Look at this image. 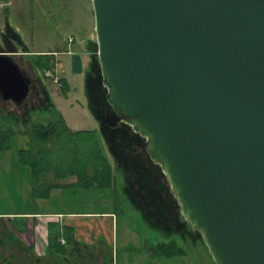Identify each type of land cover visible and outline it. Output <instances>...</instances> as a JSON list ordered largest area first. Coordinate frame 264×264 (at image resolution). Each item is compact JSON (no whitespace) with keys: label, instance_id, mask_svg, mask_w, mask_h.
I'll return each mask as SVG.
<instances>
[{"label":"water","instance_id":"95a60500","mask_svg":"<svg viewBox=\"0 0 264 264\" xmlns=\"http://www.w3.org/2000/svg\"><path fill=\"white\" fill-rule=\"evenodd\" d=\"M106 121L146 138L215 264H264V0H93ZM31 78L0 53V90Z\"/></svg>","mask_w":264,"mask_h":264},{"label":"rangeland","instance_id":"374dc122","mask_svg":"<svg viewBox=\"0 0 264 264\" xmlns=\"http://www.w3.org/2000/svg\"><path fill=\"white\" fill-rule=\"evenodd\" d=\"M9 25L15 33L22 35L27 47L33 53L65 49L69 45L71 37L76 41L75 46L71 47L72 51H76L79 44H85L90 39H94L96 42L93 0H0V38L1 32L5 31ZM91 45V48L98 51V45ZM97 51H95L96 54ZM40 54L31 55L29 59L33 58L35 64L46 61L47 57L40 56ZM77 56L83 64L80 63L81 67L79 66V70H75L76 73L69 67L68 76L70 78L66 82L65 89L59 86V82L54 81L56 75L54 77L44 76L41 71V78L46 79V87L51 93V108H40V102H42L40 101L38 109H29L24 112L23 108H19L12 102L0 101V129L26 130L27 128L31 129L33 125L63 117L69 130L74 134L73 136L75 134L80 136L79 132L94 131L104 141L99 118H103L104 126L102 124V127L105 132L110 134V130L106 127V125L110 126L106 121L107 88L103 84L106 88L105 96H103L100 95L99 86L91 87L90 95L93 99L88 96L87 76L91 69L92 54L90 57ZM96 58L99 61L98 54ZM50 72L54 74L53 70ZM47 73L45 75H48ZM41 88L42 86L40 94H42ZM123 123V126H128L126 132H122L123 128L118 127L122 137L115 136L116 138H113L111 134L109 143L105 141L106 144H104L115 175L112 186L88 188L80 183H74L76 177L71 176L62 179L61 182L65 184L73 182L74 184L54 188L48 196L44 197L33 194L32 169L22 160L21 150L28 148L31 135L20 131L11 134L4 150H0V236L8 233L5 227L6 225L9 227L10 222L16 221L15 218L26 216L27 214L24 213H40L37 219L32 220L31 218L30 223H34L32 224L34 225L33 229L27 235L23 234L22 237L35 240L38 247L42 248L45 242L39 240L37 235L42 231L45 233L46 224L51 219L73 224L76 230V223L84 217H93V220L100 221L101 215L114 213V245L112 247L114 249V264H151L153 262L214 264L201 234L192 229L197 236L184 238L177 233L162 231L161 224H173L174 216L172 213H168V216L161 213L157 217V213L152 208L149 210V214L152 213L156 218L155 224L160 225L156 226L158 228L153 227L143 217V211L137 208V206L145 208L146 205L137 202L136 199L133 200L134 202L132 201L131 197L136 193L134 191L136 180L130 176L129 164L132 163V157L130 158L128 155H131V151L123 149V146H126L127 142H131L133 146L137 147L140 143L142 145L140 148L145 150L146 138L135 132L129 124ZM119 144L122 146H118ZM126 148L130 147L126 146ZM156 171L161 174L160 169H156ZM166 180L169 185L167 187H170L169 193L174 195L167 176ZM128 188L131 190L129 191ZM169 193L165 190L161 200H166ZM138 194H140L137 196L138 200L145 202L144 199L148 194H145V197L140 192ZM27 217L29 216L27 215ZM155 224L153 225L155 226ZM102 239L106 241L105 236H102ZM172 240L185 248L187 253L172 258H153L147 250L151 244ZM108 242L110 243L109 240ZM9 244L13 243H7V245ZM66 247L71 248V245L67 244ZM10 253L8 251L7 255Z\"/></svg>","mask_w":264,"mask_h":264},{"label":"trees","instance_id":"16d2710c","mask_svg":"<svg viewBox=\"0 0 264 264\" xmlns=\"http://www.w3.org/2000/svg\"><path fill=\"white\" fill-rule=\"evenodd\" d=\"M9 37L5 36V40L11 45L26 47L22 36L19 33H15L12 28H8ZM91 44L96 45L94 40H91ZM92 48V64L97 65L99 70L100 82L98 88L106 90L103 86V77L101 72L100 63L98 61L97 49ZM40 56L47 57L44 62L37 63V66L45 73L47 71L54 70L56 62L52 54H44ZM101 72V73H100ZM91 74L87 76V90L89 96L92 98L90 88H95L92 84ZM62 83V80H61ZM94 85V87H93ZM63 89L65 85L62 83ZM106 92V91H105ZM100 124L103 133V139L101 140L99 135L95 134L94 131H85L74 134L69 130L68 126L63 117L51 120L45 123L33 125L31 129L26 130H1L0 129V150H4L7 141L11 134L21 133L30 134L31 140L27 149H22V160L27 163L32 169V188L33 194L36 196H48L49 192L58 187H65L74 183H80L85 187H109L112 186L115 181V175L111 162L109 161L108 153L104 147L105 141L109 143V136L112 134L113 138H121L119 128H123L122 132L127 131L128 125H122L123 122H119L115 126H107L109 133L105 132L102 127L103 118L100 119ZM104 126V124H103ZM119 127V128H118ZM119 131V133H118ZM71 132V133H70ZM83 133V135H81ZM116 136V137H115ZM125 136V134H124ZM118 146H122L119 144ZM126 146L130 148H126ZM123 149L128 152L131 151L130 156L132 163L129 164L131 170L130 176L136 181L135 194L131 197L132 201L135 199L141 204H145L146 207L137 208L143 211V217L147 219L151 226H160L155 224V219L149 210L153 208L154 212L157 213V217L164 213L168 216V213H172L174 216L173 224H161V230L166 233H177L184 238L187 236L196 237L197 235L192 230L191 225L186 221L184 216L179 210V205L176 197L169 193L170 187L166 188V192L169 196L166 200H161V174L149 163L145 157V151L140 147V143L136 147L131 142H127ZM75 176L76 181L73 183H62V179ZM129 186L130 183L128 182ZM169 186V185H168ZM129 191L131 190L128 188ZM148 194L145 197V202L138 200V193ZM133 201V202H134ZM141 207V205H140ZM179 210V211H178ZM35 214V213H33ZM155 216V215H154ZM16 221L10 222V226L6 225L8 231L4 236H0V246L6 243H14V241L20 242L16 231L26 232L28 229V217L21 216L15 218ZM151 220V221H150ZM176 220V222H175ZM167 221V220H165ZM154 222V223H153ZM155 224V226L153 225ZM158 228V227H156ZM191 229V230H189ZM200 234L199 232H197ZM76 242L74 227L68 224H63L61 221H49L48 222V254L49 255H66L68 249L67 244L71 245L70 254L74 253L73 248ZM204 242V241H203ZM205 243V242H204ZM32 247H29L30 250ZM149 252L152 256L158 257H176L183 256L187 253L186 249L179 246L174 240L169 242H158L151 244ZM11 264V263H10Z\"/></svg>","mask_w":264,"mask_h":264},{"label":"crops","instance_id":"0c3cea01","mask_svg":"<svg viewBox=\"0 0 264 264\" xmlns=\"http://www.w3.org/2000/svg\"><path fill=\"white\" fill-rule=\"evenodd\" d=\"M3 40H5V38L0 39V53L12 54L14 60L18 64L25 66L26 68L28 67L29 72L32 74L34 79L38 78L37 80V84L39 86L38 95H35V93L31 91V87H30V92L27 98L22 103H16L12 99L5 100L4 94L0 90L1 93L0 101H3L4 103L12 102L15 105H17L19 108L20 107L23 108L24 112L29 111V109L31 110L38 109L40 101H42L40 102V108L47 109V107L49 108L52 107V103H50V101H52V97L49 89H47L46 87L47 86L46 79L41 78L42 75L39 74L41 72L39 71V67L37 66V64H35L33 58L29 59L31 55L32 56L36 55V53L52 54L55 58L56 65L53 70L54 74L52 73L50 77H54L56 75V78H60L62 80V83L66 87V82L70 78L68 76L69 67L71 68V70L74 71V73H76L75 70H79L80 63L83 64L82 60L80 61V58L77 55H85L90 57L92 53L91 52L92 48H89V40L85 44H79V46L76 47L77 49L76 51L71 50V47H74L76 42L75 38H73L72 42L69 40V45L65 49L35 51V53H33L29 48L27 49L25 47H20L15 45L14 47H9V45H11L10 42L8 43L7 40L5 41ZM90 40H94V39H90ZM70 63L71 66H69ZM41 86H42L41 88L42 94H40ZM24 214H27L29 216L28 229L26 230V232H18V231L15 232L18 238L20 239V241L24 243V245H22L18 241L17 242L14 241L12 245L10 244L7 245L6 242L2 244L0 246V264H10V263L11 264H114V260H113L114 249H112L114 245V224H115L114 213H107L106 215H101L100 217L101 219H99L100 221L96 219L93 220L92 219L93 217L90 218L84 217L82 220H78V222L76 223L77 229L76 230L74 229L75 239H76V242L73 245V248H75L74 253L70 254L72 249L69 248L68 253L66 255L48 254V222L49 221L46 224L47 226L45 233L44 231H42L41 234L37 235L39 236L38 237L39 240L45 242L42 248L38 247V244L35 240L33 241V239L30 238L26 239L22 237L23 234L27 235L33 229L34 225L32 224L34 223H30L31 218L32 220H35L40 216V213H35V214L24 213ZM50 221H57V220L51 219ZM62 223L74 227L73 224L64 223V221ZM102 236H105L107 242L102 239ZM108 240L110 241V243L108 242ZM29 247L32 248L28 250ZM147 250L149 251V247ZM8 251L11 253L7 255ZM153 258H160V257L153 256ZM111 260L113 262H109ZM151 264H165V263L153 262Z\"/></svg>","mask_w":264,"mask_h":264},{"label":"flooded vegetation","instance_id":"af4514ba","mask_svg":"<svg viewBox=\"0 0 264 264\" xmlns=\"http://www.w3.org/2000/svg\"><path fill=\"white\" fill-rule=\"evenodd\" d=\"M8 28H12V27L9 25V26L6 27L5 31L1 32V33H2V36H1L2 39H4L5 36L9 37V31H8ZM12 30L14 31L13 28H12ZM1 38H0V39H1ZM9 38H10V37H9ZM3 41H5V40H3ZM91 43H92L91 40H89V48H91V46H92ZM5 44H6V43H5ZM25 45H26V44H25ZM9 47H14V45H9ZM25 48L28 49L27 45H26ZM17 58H18V57H17ZM17 58H16V59H17ZM19 66H20L21 69L27 74V76L31 77V80H32V81H31V91L34 92L35 95L38 94V93H39V86H38V84H37V80H38V78H37V79H34V78H33L32 74L29 72L28 67L26 68L25 66H22V65H20V64H19ZM39 71L41 72L42 70L39 69ZM39 74H40V73H39ZM88 74H91V77H92V78H91V80H92V84H94L95 87H97L98 84H99V82H100L101 80H100V76H99V70H98V67H97V65L92 64V61H91V69L88 71ZM40 75H41V74H40ZM40 75H39V76H40ZM94 85H93V87H94ZM100 91H101V94H100V95L105 96L104 89H100ZM0 96H1V93H0ZM105 101H106V99H105ZM106 105H107V104H106ZM143 151H145V154H144V155H145L147 161H148L149 163H151L152 166H153L154 168H156V169H160V171H161V199H162L163 196H164V193H165L166 187L168 186V185H167V180H166V175H165V173L163 172L162 168H161L158 164H156L155 162H153L152 160H150V159L148 158L147 150L145 149V150H143ZM142 215H143V214H142Z\"/></svg>","mask_w":264,"mask_h":264},{"label":"built area","instance_id":"2783aa9c","mask_svg":"<svg viewBox=\"0 0 264 264\" xmlns=\"http://www.w3.org/2000/svg\"><path fill=\"white\" fill-rule=\"evenodd\" d=\"M69 40L72 42L73 41V38L71 37ZM47 74L48 75L50 74L49 76H51L52 73L51 72H48ZM55 82H57V83L59 82L60 86H62V83H61V79L60 78H56L55 79Z\"/></svg>","mask_w":264,"mask_h":264}]
</instances>
